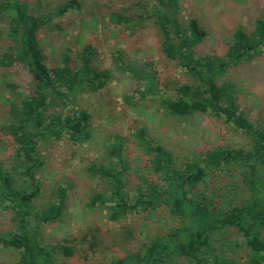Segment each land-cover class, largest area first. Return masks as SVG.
<instances>
[{"label":"rangeland","instance_id":"rangeland-1","mask_svg":"<svg viewBox=\"0 0 264 264\" xmlns=\"http://www.w3.org/2000/svg\"><path fill=\"white\" fill-rule=\"evenodd\" d=\"M21 1L34 15H46L64 3H74L62 16L52 17L38 32L48 67L60 64L65 54L76 60L82 47L89 45L97 66L109 71L102 89L77 91L71 101L60 108L63 116L79 109L89 114L88 137L72 141L63 135L59 139L40 140L37 144L36 152L44 165L36 172L40 190L31 203L30 226L36 223L35 213L57 201L55 189L67 188L60 220L41 223L38 228L41 244L51 251L55 249L52 251L55 264H110L140 249L155 236L181 225V219L170 214L164 205L147 211L139 208L117 220H109L110 200H115L112 182L92 176L87 170L91 164L123 170L122 191L128 204L134 202L138 191L145 194L153 185L165 189L166 174L154 170L153 154L139 142L140 131L153 145L171 154V169L182 172L186 163L204 168L205 176L194 189L184 186L187 199L204 195L207 201L225 210L248 197L239 166L208 168L203 159L206 151L217 148L248 149L251 139L209 111L184 117L168 114L160 100L173 98L174 87L191 84L193 78L176 62L163 56L162 37L151 20L140 26L115 24L111 20L117 14L133 19L143 10L161 8L157 0ZM165 7L183 29H187L191 20L198 23L205 35L192 48V54L196 58L208 56L213 63L217 59L227 61V48L237 29L249 32L256 19L264 20V0H171ZM6 47L5 19L0 16V53ZM261 50V54L251 60L226 66L223 72L215 74L216 85L231 84L235 106L258 128L264 127V51ZM151 75L150 82L145 77ZM7 83L17 86L11 89ZM30 85L31 77L23 67H0V129L10 121L9 103L28 96ZM150 85L151 89L156 87L155 91L143 95ZM119 143L124 167L110 154L112 147ZM13 152V142L0 130V164L12 175L14 188H22L26 185L24 180L12 170ZM94 196H100V201L92 202ZM7 205L8 202L0 204L1 234L15 227L12 209ZM57 245L60 248H55ZM214 246L223 257L248 264L250 255L235 230L220 233ZM64 248H69L71 254L66 255ZM18 258L17 250L0 249V264H15Z\"/></svg>","mask_w":264,"mask_h":264},{"label":"trees","instance_id":"trees-1","mask_svg":"<svg viewBox=\"0 0 264 264\" xmlns=\"http://www.w3.org/2000/svg\"><path fill=\"white\" fill-rule=\"evenodd\" d=\"M168 1L171 2L157 0L161 8L143 10L133 19L117 14L111 20L115 24L129 23L132 26H140L142 22L151 20L162 37L160 51L163 56L176 62L193 78L191 84L176 85L173 98L160 100L168 114L184 117L209 111L251 139L248 149L217 148L206 151L203 159L208 168L227 164L239 166L241 182L249 195L238 205L225 210L214 206L204 195L199 199L198 196L187 199L184 186L194 189L205 176L204 168L195 163H186L182 172L171 169V154L161 146L153 145L140 131L139 142L153 154L154 170L166 174L165 189L160 190L153 185L145 194L138 191L134 202L128 204L122 191L123 170L93 164L87 170L92 176L112 182L115 200H110L109 220H117L121 215L139 208L147 211L164 205L170 214L181 219V225L155 236L140 249L126 253L110 264H241L218 254L214 246L219 234L229 229L235 230L244 241L250 255L248 264L264 263V127L252 125L238 110L232 97L231 84L218 86L215 83V74L223 72L226 66L251 60L261 54L262 48L264 51V20L256 19L249 32L237 29L227 48V61L217 59L213 63L208 56H193L192 48L202 41L205 33L195 20L189 22L187 29L180 27L173 14L165 9ZM73 6L71 1L56 7L52 13L34 15L21 0H0V16L5 19L7 41L5 51L0 53V67L19 65L31 77L29 95L17 103H9L10 121L0 129L14 144L12 170L26 184L22 188H14L12 175L0 164V204L8 202L15 226L14 230L0 233V249L17 250L19 258L15 264H55L52 255L55 249L51 251L41 244L38 228L41 223L51 224L60 220L65 209L67 188L55 189L57 201L50 202L35 213L36 223L30 226L31 203L40 190L36 172L44 165L37 155V144L40 140L59 139L63 135L72 141H82L88 137L89 114L79 109L63 116L60 108L66 101H71L70 98L77 91H99L109 78V71L97 66L89 45L82 47L76 60L65 54L60 64L53 67L46 65L38 32L51 22L52 17L62 16ZM145 78L150 82L153 79L152 75ZM6 86L15 89L17 85L7 83ZM155 89H151L150 85L142 94L153 93ZM120 148V143L113 146L110 154L115 155L117 162L124 167ZM99 198L94 196L92 202L100 201ZM63 251L66 255L71 254L69 248Z\"/></svg>","mask_w":264,"mask_h":264}]
</instances>
